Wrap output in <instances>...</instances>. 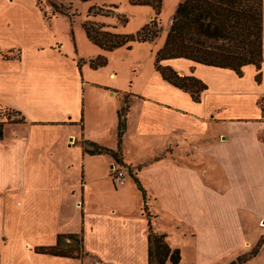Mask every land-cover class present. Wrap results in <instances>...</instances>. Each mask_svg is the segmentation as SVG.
<instances>
[{
    "label": "crops",
    "instance_id": "1",
    "mask_svg": "<svg viewBox=\"0 0 264 264\" xmlns=\"http://www.w3.org/2000/svg\"><path fill=\"white\" fill-rule=\"evenodd\" d=\"M107 21L119 32L116 18ZM81 43L74 58L61 52L56 38L32 43L27 60L19 47H13L20 50L16 59L0 54L10 62L0 65V103L25 118L8 138L3 128L0 140L6 264H148V219L179 248L177 264H229L239 257L245 259L238 264H264V114L257 103L264 91L240 88L232 69L181 57L163 62L206 84L199 101L164 80L154 62L144 86L136 79L117 85L113 71L101 80L106 65L98 71L84 61L116 48L90 42L94 51L84 57ZM126 98L119 161L85 153L83 140L117 149L118 111ZM116 165L125 169V183L107 189ZM133 177L145 190L146 211ZM106 192L118 201L105 202ZM66 233L82 236L79 257L34 250ZM188 239L190 262L181 245Z\"/></svg>",
    "mask_w": 264,
    "mask_h": 264
},
{
    "label": "trees",
    "instance_id": "2",
    "mask_svg": "<svg viewBox=\"0 0 264 264\" xmlns=\"http://www.w3.org/2000/svg\"><path fill=\"white\" fill-rule=\"evenodd\" d=\"M92 2L96 0H82ZM133 4H151L155 15L150 24L141 27L135 34H122L106 29L107 25L96 23L89 19L82 22L83 31L87 39L94 45L104 49L113 50L118 47L131 48L133 42L152 41L157 37L158 19L161 0H130ZM57 13L72 16L66 9L53 6ZM97 14L116 18L120 25H125L127 18L118 11L115 3H110L109 8L103 10L94 3L87 8V16ZM113 28L115 26H112ZM157 27V28H156ZM155 28V29H153ZM263 1L262 0H183L180 1L172 15L170 26L162 46L154 55V67L162 78L170 84L188 92L194 101L200 100L201 92L206 84L192 74L180 75L161 61L168 58H185L196 63L232 69L238 76L246 64H253L257 70L263 61L262 32ZM93 68L106 65L107 60L103 55H98L89 60ZM80 66V64L78 63ZM261 72L257 71L255 79L260 80ZM262 114H264V97L257 101ZM10 108L19 115L17 121H24L21 111ZM128 110V100L118 111L117 149L113 150L94 142L83 140V151L88 154H108L119 161L121 139L125 128V114ZM4 122L0 121V140L3 138ZM262 141L264 139L261 137ZM135 184L141 191L143 210L146 211L145 190L139 180L133 177ZM148 218V214H147ZM148 264H177L181 255L178 248H172L165 233L156 232L148 219L147 233ZM82 236L76 233L59 234L56 242L48 246H36L34 250L39 253L51 255L79 257L81 254ZM255 248L250 255L255 254ZM245 257L229 264H237Z\"/></svg>",
    "mask_w": 264,
    "mask_h": 264
},
{
    "label": "rangeland",
    "instance_id": "3",
    "mask_svg": "<svg viewBox=\"0 0 264 264\" xmlns=\"http://www.w3.org/2000/svg\"><path fill=\"white\" fill-rule=\"evenodd\" d=\"M180 1L183 0H161L160 12L157 16L159 32L157 37L152 41L134 43L130 49L116 48V50H112V53L103 54L107 60V70L101 71L99 69L100 67H91L89 63L91 58L84 59V61L88 63L90 68L100 70L101 80L106 79L107 74L104 73L105 71H113L116 74L115 82H117V85H129L130 81L136 79L139 86H144V80L153 68L155 52L163 44L172 15ZM93 3L103 10L109 8L110 3H115L118 6V11L127 18L124 26L117 24L118 31L122 34H135L141 27L150 24L155 15L154 8L151 4H133L130 0H96L92 2H83L82 0H0V50L3 51H0V54L2 57L5 55L16 59L20 56L21 50V57L27 60L31 56L32 50L29 47L32 43L39 41L44 43L47 40L56 38L57 42L61 44V52L63 54L72 52L73 58L76 57L77 43L80 41L85 42L84 44H80L81 53L84 57L88 54L91 55L94 48L90 42H86L85 40L86 37L81 25L82 22L89 19L96 23L106 24V29L115 31L112 27L113 24L107 21L110 20V17L101 14L87 16V8ZM53 6L66 9L67 13L72 16L69 17L68 15L57 13L54 11ZM13 47H19L20 50ZM69 57L66 59L68 69L70 68ZM75 61L80 66L83 63L78 58ZM8 63H10L8 60H3L0 57V65H7ZM161 64L165 65V62L162 60ZM257 71L261 72L259 81L255 79ZM190 74L193 75V73ZM235 76L241 81L240 88L248 89L249 85L250 88L257 89L259 92L264 91V58L259 70L253 64H246L242 68L241 76ZM93 77L99 79V73L98 76L93 73ZM253 106L254 103H250V106L247 108L249 109L248 111L254 108ZM26 111L29 115L30 113L32 114L31 110L27 109ZM23 114L27 119V115L24 112ZM18 119L19 115L8 108L7 105L0 103V121L4 122L3 128L6 138L13 134V130L16 132L17 130H21L18 126L17 128L13 126V124L19 122L17 121ZM261 137L264 139V132ZM112 185V181L106 179L107 189H110ZM94 197L96 200L99 198L98 195H94ZM103 198L107 203L113 204L114 201H118V197L115 196L114 198L109 192H106ZM170 222L168 221L169 225ZM190 240L188 239L187 243L181 242L186 262H190L194 258V254L188 243ZM0 253L3 256L1 264H6L9 252L2 244H0Z\"/></svg>",
    "mask_w": 264,
    "mask_h": 264
},
{
    "label": "built area",
    "instance_id": "4",
    "mask_svg": "<svg viewBox=\"0 0 264 264\" xmlns=\"http://www.w3.org/2000/svg\"><path fill=\"white\" fill-rule=\"evenodd\" d=\"M111 172V179L115 186H120L125 183L126 172L123 167H114L112 168Z\"/></svg>",
    "mask_w": 264,
    "mask_h": 264
}]
</instances>
